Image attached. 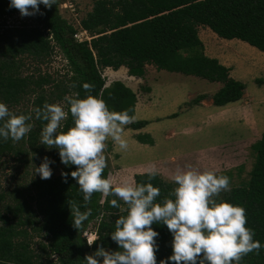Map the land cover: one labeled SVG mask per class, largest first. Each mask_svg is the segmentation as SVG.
Masks as SVG:
<instances>
[{"label":"trees","instance_id":"trees-1","mask_svg":"<svg viewBox=\"0 0 264 264\" xmlns=\"http://www.w3.org/2000/svg\"><path fill=\"white\" fill-rule=\"evenodd\" d=\"M59 3L60 0H56L51 8L41 4L35 25L8 26L6 18L19 10L9 7L10 0H0V102L16 106L26 96L35 95L33 110L25 113L33 116L32 131L15 143L0 138V157L26 155L25 144L35 153L46 148L39 144L46 122L36 118L35 109L42 108L45 102L51 103V96L43 89L50 77L23 75L21 57L24 55L41 61L52 54L54 47L60 50L71 72L70 87L57 97L63 99L66 111L70 105L65 97L78 94V98H85L89 93L83 89V84L90 83L94 85L91 94L102 97L110 110L131 109L129 114L133 115L135 94L120 80L106 85L102 73L105 68L117 70L124 66L129 75L141 77L144 67L153 65L158 70L218 82L221 86L211 100L213 105L224 106L241 99L245 84L233 78L230 68L217 58L202 51L182 57L178 50L200 47L198 26H206L222 39H237L264 53V0H94L91 10L80 19L81 27L92 36L83 42L73 38L75 28L60 15ZM205 98L206 95H198L193 102L198 104ZM146 123L138 120L129 126L137 130ZM73 126L69 111L61 130L66 132ZM136 138L140 142H153L152 139L143 141L140 135ZM251 150L255 158L247 182L222 192L217 199L246 209V226L254 229V239L262 245L259 255L249 253L239 264H264V131ZM49 154L61 167L60 172L47 180L39 176L31 181L32 204L19 201L7 206L8 213H0V264H39L34 261L26 240L29 229L47 237V245L42 244L41 248L49 255H56L59 264H86V254L100 246L109 251L120 250L111 239V233L119 216L127 214L126 205L123 208L122 201L118 200L120 208H114L110 201L115 197L101 193L93 194L91 201L85 202L79 184L71 177L76 166L63 164L56 148L49 149ZM62 172L68 173L66 183ZM108 173L107 167L104 176ZM133 179L137 184L151 182L159 187L161 195L157 202L176 187L173 181L158 175L149 181L147 173H135ZM4 199L5 193L0 192V204ZM69 202L77 205L81 212L91 210L80 230L73 226ZM92 223L98 240L90 247L84 232ZM152 227L159 233L156 258L160 264L173 254L174 237L162 223H154ZM168 264L173 262L169 260Z\"/></svg>","mask_w":264,"mask_h":264},{"label":"rangeland","instance_id":"rangeland-1","mask_svg":"<svg viewBox=\"0 0 264 264\" xmlns=\"http://www.w3.org/2000/svg\"><path fill=\"white\" fill-rule=\"evenodd\" d=\"M63 1L60 0L58 5L60 15L72 25L91 10L94 2L71 0L75 8L71 10L62 5ZM35 15L22 16L18 11L6 18L5 25H35ZM198 37L200 47L179 49V54L189 57L202 51L207 56L217 58L230 68L233 78L245 84L243 96L238 101L224 105L215 115L210 98L221 83L158 70L153 65H146L141 77L129 75L124 66L117 70L104 69L102 73L106 85L120 80L130 87L135 94L133 115L136 121L147 122L137 130L129 125L125 127L124 135L129 141L127 151H121L111 139L107 141L105 156L115 184L125 179L134 180L135 173H147V168L153 164L158 170V176L167 181H173V176L166 175H174L178 169L187 170L191 166L200 171L211 170L217 175L230 177L231 187L247 182L255 158L251 146L264 131V53L240 40L222 39L206 26H198ZM21 64L23 75H48L50 82L43 87L45 93L51 96V103L64 104L63 99L57 97L70 87L71 72L57 47H54L48 58L41 61L24 55ZM198 95H206V98L194 104L193 99ZM34 97V94L28 95L19 105L7 106L17 115L25 114L33 110ZM138 135L143 141L152 139L153 142H140L136 138ZM23 147L28 149L26 155L7 154L0 157V192L5 193L0 213H8L7 206L19 201L32 204L34 190L31 181L40 176L35 174V169L45 156L53 161L47 146L40 153L31 151L27 144ZM170 147H176L192 160L167 163L159 158ZM50 167L53 170L52 176L61 170L56 163ZM122 205L124 208L123 202ZM94 226L92 223L88 232L94 231ZM28 231L26 240L34 261L39 264H59L56 255H49L41 248L42 244L47 245V237L43 233Z\"/></svg>","mask_w":264,"mask_h":264},{"label":"clouds","instance_id":"clouds-1","mask_svg":"<svg viewBox=\"0 0 264 264\" xmlns=\"http://www.w3.org/2000/svg\"><path fill=\"white\" fill-rule=\"evenodd\" d=\"M41 4L51 8L56 0H10L9 7L18 9L22 16H32L40 13ZM83 89L89 93L85 98H78V94L65 97L70 105L68 111L60 102H45L42 108L35 109V116L46 122L40 144L58 149L63 164L76 166L71 177L79 184L85 202H90L93 194L101 193L115 197L110 201L114 208H120L118 200L126 205L127 214L119 216L111 233L120 250L109 251L100 246L86 254V264H101L99 258L102 264H157L159 233L153 229L154 223L166 225L174 237L173 254L160 264H168L169 260L173 264H239L249 253L259 255L262 245L254 239V229L246 226V209L223 200L218 202L222 192L231 191L230 177L191 166L178 169L173 176L176 187L160 202L157 198L161 190L151 182L137 184L125 179L115 184L111 173L105 177L107 141L111 139L121 151H127L125 127L134 123L136 117L129 114L131 109L110 110L102 97L91 94L94 85L84 83ZM69 111L74 126L65 132L61 129ZM32 119L31 113L17 115L0 102V138L19 142L32 131ZM52 163L45 156L35 174L50 179ZM146 171L149 181L158 175L154 164ZM61 175L66 183L68 173ZM69 203L73 226L80 230L91 210L81 212L77 205ZM97 240L87 239L88 245L91 247Z\"/></svg>","mask_w":264,"mask_h":264},{"label":"built area","instance_id":"built-area-1","mask_svg":"<svg viewBox=\"0 0 264 264\" xmlns=\"http://www.w3.org/2000/svg\"><path fill=\"white\" fill-rule=\"evenodd\" d=\"M62 5L65 6V7H68L70 8L71 10H75V8H73V5L71 3V0H64L62 2ZM77 20V19H76ZM74 28H75V32L73 34V38L75 40H77L78 42H83V41H89L91 39V35L81 27L80 25V20H77L76 21V24L73 25ZM51 38V36H50ZM89 230L87 229L85 232H84V237L86 239V242H87V239H91L93 237H96V234H95V231H90L88 232ZM88 244V242H87Z\"/></svg>","mask_w":264,"mask_h":264},{"label":"crops","instance_id":"crops-1","mask_svg":"<svg viewBox=\"0 0 264 264\" xmlns=\"http://www.w3.org/2000/svg\"><path fill=\"white\" fill-rule=\"evenodd\" d=\"M106 69V68H105ZM174 87H176V88H179V87H177V86H174ZM180 89V88H179ZM219 89V88H218ZM217 89V90H218ZM216 91V90H215ZM210 100H211V98H210ZM211 102H212V100H211ZM213 104V103H212ZM228 105V104H227ZM214 108H215V115H217L220 111V109L221 108H223V106H216V105H214ZM217 118V117H216ZM179 126L181 125V123L180 124H178ZM181 131H182V128L180 127L179 128ZM166 130V129H165ZM158 132H160V131H158ZM164 136H165V133L163 134ZM153 137L154 138H156L155 137V135H153ZM181 151V150H180ZM176 147L174 148V147H170V148H168V149H166L165 150V152H164V154H162L163 155V157H160L159 156V158H161V159H164V160H166V161H168L167 163H172V162H174V161H189V160H192V159H189L188 157H186V154H184L182 151L180 152ZM189 159V160H188ZM172 161V162H171ZM169 165V164H168ZM167 177H171V176H174V175H166ZM165 176V177H166Z\"/></svg>","mask_w":264,"mask_h":264}]
</instances>
